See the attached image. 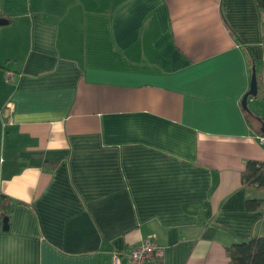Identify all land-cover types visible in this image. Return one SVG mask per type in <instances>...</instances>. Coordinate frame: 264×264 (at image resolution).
I'll return each mask as SVG.
<instances>
[{"label":"crops","instance_id":"1","mask_svg":"<svg viewBox=\"0 0 264 264\" xmlns=\"http://www.w3.org/2000/svg\"><path fill=\"white\" fill-rule=\"evenodd\" d=\"M9 3L0 264H126L143 237L158 264H229L225 247L264 238L240 184L264 164V113L241 105L260 81L254 0Z\"/></svg>","mask_w":264,"mask_h":264},{"label":"trees","instance_id":"2","mask_svg":"<svg viewBox=\"0 0 264 264\" xmlns=\"http://www.w3.org/2000/svg\"><path fill=\"white\" fill-rule=\"evenodd\" d=\"M258 10L264 15V0H254ZM2 15V14H0ZM264 53V35L261 39ZM47 165V164H46ZM51 168L53 164H49ZM240 184L246 189L255 190L258 194L264 193V165L246 162L245 169L240 173ZM264 199H247L245 210H257L262 206ZM15 201L0 193V214L7 219L11 217ZM225 255L229 264H264V238H251L249 241L237 242L225 247Z\"/></svg>","mask_w":264,"mask_h":264},{"label":"built area","instance_id":"3","mask_svg":"<svg viewBox=\"0 0 264 264\" xmlns=\"http://www.w3.org/2000/svg\"><path fill=\"white\" fill-rule=\"evenodd\" d=\"M260 87L264 95V53L260 60ZM10 77H6L8 79ZM258 143L264 150V134L257 137ZM264 165V164H263ZM126 254V264H158L163 255V248L154 238L143 237L141 241L132 245ZM111 264H119L118 253L110 256Z\"/></svg>","mask_w":264,"mask_h":264},{"label":"rangeland","instance_id":"4","mask_svg":"<svg viewBox=\"0 0 264 264\" xmlns=\"http://www.w3.org/2000/svg\"><path fill=\"white\" fill-rule=\"evenodd\" d=\"M11 0H0V12L3 10L5 11L6 10V7H5V4H10ZM20 8V7H19ZM3 25H0V54H1V51L3 49V44L2 43V31H3ZM15 34L14 31L11 32V36L13 37V35ZM0 64H1V57H0ZM3 75H4V71L3 70H0V107L2 106L1 103H2V100L7 92V90L10 88V84L9 82H7L6 80L4 81L3 79ZM260 82L258 83L257 82V93L255 95V97H253V102L251 105H249V107L251 108H259L260 109V112L264 113V103L261 101L260 99V94L262 93V88L260 87ZM264 98V97H263ZM2 120H1V116H0V149L2 147V139H1V131H2ZM260 196L264 199V193H261ZM263 205H264V201H263ZM263 205L261 206V208L263 207ZM163 256V255H162Z\"/></svg>","mask_w":264,"mask_h":264},{"label":"water","instance_id":"5","mask_svg":"<svg viewBox=\"0 0 264 264\" xmlns=\"http://www.w3.org/2000/svg\"><path fill=\"white\" fill-rule=\"evenodd\" d=\"M5 23H6V19L3 18V17H0V25H3ZM256 89H257L256 79L254 78V74L252 73L251 76H250V83H249V87H248L247 93L244 94V96H243V98L241 100L242 108H244L247 111H248V108H247L246 99L248 97H250V98L255 97V95L257 93ZM3 220H6V219L3 217Z\"/></svg>","mask_w":264,"mask_h":264},{"label":"flooded vegetation","instance_id":"6","mask_svg":"<svg viewBox=\"0 0 264 264\" xmlns=\"http://www.w3.org/2000/svg\"><path fill=\"white\" fill-rule=\"evenodd\" d=\"M1 14V13H0ZM0 17H2V15H0Z\"/></svg>","mask_w":264,"mask_h":264}]
</instances>
